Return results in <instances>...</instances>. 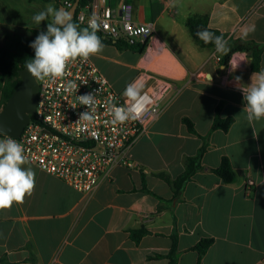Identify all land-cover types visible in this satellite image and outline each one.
I'll return each mask as SVG.
<instances>
[{
    "label": "crops",
    "instance_id": "1",
    "mask_svg": "<svg viewBox=\"0 0 264 264\" xmlns=\"http://www.w3.org/2000/svg\"><path fill=\"white\" fill-rule=\"evenodd\" d=\"M66 2L74 5L76 0H0V28L43 30L47 22L37 25L33 16L49 5L69 10ZM107 2L116 16L130 3L136 22L155 25L163 47L156 57L162 56L168 66L152 68L154 60L146 62L138 50L108 43L102 53L90 57L92 63L104 76L105 70L113 71L112 64L129 68L131 77L121 90L145 72L171 79L174 90L163 102L159 119L130 151L134 167H116L112 180L101 183L92 196L33 164L24 165L35 173V190L23 203L0 209V258L9 264H169L165 256L176 234L178 264H198L199 255L191 249L206 238L214 242L201 264H264V119L249 124L235 80L239 76L240 83L251 82V58L236 53V59L247 57L248 62L230 72V64L212 58L215 48H201L186 27L189 16L207 15L210 27L226 36L228 49L238 40L264 45V0ZM245 30L248 35L241 38ZM218 106L223 119L233 120L232 126L228 132L211 133L203 169L177 202L171 187L156 174L177 178L184 172V158L196 155L202 140L182 119L189 118L196 132L207 136ZM223 157L236 175L232 184L210 171ZM249 179L252 188L246 186ZM142 228L149 234L136 243L131 231Z\"/></svg>",
    "mask_w": 264,
    "mask_h": 264
},
{
    "label": "built area",
    "instance_id": "2",
    "mask_svg": "<svg viewBox=\"0 0 264 264\" xmlns=\"http://www.w3.org/2000/svg\"><path fill=\"white\" fill-rule=\"evenodd\" d=\"M65 5L71 8L73 3ZM74 19L80 28L95 20L99 25L97 35L105 41L143 47L146 62L153 61L163 49L157 41L155 25L136 22L130 3L116 16L107 0H92L78 7ZM212 58L222 63L223 57L216 50ZM245 64L246 61H241L239 66ZM69 81L79 85L76 92L64 90ZM38 83L35 114L22 134L14 139L23 145L30 164L86 196H92L101 183L111 181L116 167H134L130 151L159 119L163 102L174 90L171 79L145 72L133 83L138 86L149 83V87H141L139 97L130 101L113 88L90 58L86 62L80 59L70 62L63 79L38 80ZM86 93L96 96L92 124L77 123L79 114L87 110L79 104L77 96ZM110 103L132 107L135 118L112 124ZM8 137L0 134V139ZM246 186L252 188L254 182L249 179Z\"/></svg>",
    "mask_w": 264,
    "mask_h": 264
},
{
    "label": "clouds",
    "instance_id": "3",
    "mask_svg": "<svg viewBox=\"0 0 264 264\" xmlns=\"http://www.w3.org/2000/svg\"><path fill=\"white\" fill-rule=\"evenodd\" d=\"M33 20L37 25L47 22L46 30L41 31L29 45L34 50V58L25 65L27 72L36 80L50 79L54 82L63 79L70 62L77 59L86 62L91 56L99 55L104 50L105 45L97 35L99 25L95 20L88 27L80 28L73 22L71 12L63 8L56 9L52 5L34 15ZM248 31L245 30L241 38H246ZM196 36L206 44L213 43L217 53L228 55L230 50L223 36H216L207 29L197 30ZM235 55L229 60L230 72L237 70L241 61H246L242 57L237 60ZM235 80L245 101L243 110L249 124L264 119V70L255 71L247 85L240 83L239 76ZM78 87L75 82L69 81L64 90L76 92ZM141 87L138 83L129 84L124 96L135 101L140 95ZM77 99L87 109L79 114L77 123L92 124L95 120V94L86 93L77 96ZM109 113L112 124H122L135 118L133 109L129 106L110 103ZM29 163L23 145L10 136L0 139V209H9L14 203H23L25 197L34 192L35 173L31 167H24Z\"/></svg>",
    "mask_w": 264,
    "mask_h": 264
},
{
    "label": "trees",
    "instance_id": "4",
    "mask_svg": "<svg viewBox=\"0 0 264 264\" xmlns=\"http://www.w3.org/2000/svg\"><path fill=\"white\" fill-rule=\"evenodd\" d=\"M33 1V0H30ZM50 1V0H43ZM92 0H80V7H84L86 4ZM74 23L75 19L73 20ZM186 27L188 28L190 34L195 39L196 43L201 48L214 49L215 45L213 43H204L196 36L197 30L207 29L216 36H223L224 40L226 36L218 30H215L209 25V17L207 15H191L186 20ZM46 30H30L31 36L23 35L21 33H4L6 37L5 44L0 46V110L6 104L7 100L10 98L14 90L20 85L21 80L19 77V70L24 68L26 63L29 62L31 58H34V50L29 46L32 41L35 40L36 36L41 32ZM103 43L114 44L118 48H131L138 50L140 54H143L144 48L129 47L124 42H109L101 39ZM228 55H224L222 59V64L227 66L231 56L236 53H246L251 58V70L260 71V63L262 53L264 52V45L257 44L251 41L238 40L232 43L229 49ZM221 106H218L215 111V118L213 121L210 133L207 136L199 135L194 127V123L187 117L182 119L183 124L187 127V130L202 140V145L198 150L197 154L194 156H186L184 158V172L177 178H172L167 173L161 172L156 174V176L163 181H165L172 189L174 193V200L177 202L182 200L184 189L186 185L193 179L194 175L203 169L202 158L207 151L210 144V135L216 130H222L228 132L232 126L233 120L230 118L223 119L220 115ZM212 173L217 175L224 183L232 184L235 182V173L232 169L231 163L227 157H223L220 166L217 169L210 170ZM145 180V175L143 174V181ZM144 190L148 192V189L144 182ZM149 234L144 228L139 230L131 231V238L134 242L139 243L140 240ZM173 244L170 252L165 256L169 260V264H178V245L176 234L172 237ZM213 239L206 238L199 241V243L193 247L191 250L196 251L199 255L198 264H201V260L207 253L209 248L213 244ZM0 263L9 264L4 258H0Z\"/></svg>",
    "mask_w": 264,
    "mask_h": 264
},
{
    "label": "water",
    "instance_id": "5",
    "mask_svg": "<svg viewBox=\"0 0 264 264\" xmlns=\"http://www.w3.org/2000/svg\"><path fill=\"white\" fill-rule=\"evenodd\" d=\"M79 6L80 0H76L69 10L64 6H60V9L71 12L74 20ZM18 74L21 83L0 110V134L13 138H18L22 134L35 114L39 91L38 80L31 77L25 67L20 69Z\"/></svg>",
    "mask_w": 264,
    "mask_h": 264
},
{
    "label": "rangeland",
    "instance_id": "6",
    "mask_svg": "<svg viewBox=\"0 0 264 264\" xmlns=\"http://www.w3.org/2000/svg\"><path fill=\"white\" fill-rule=\"evenodd\" d=\"M7 32L21 33L23 35H28V36L32 35L29 29L0 28V46H3L5 44L6 37L4 36L5 35L4 33ZM156 64H163L168 66V62L162 56L155 57L153 64L150 67L154 68L153 65ZM112 67H113V71L105 70L104 74L106 78L109 80L110 84H112L114 89H116L119 92H124L123 90L125 88L123 90H121V88L125 86L124 83L131 77L132 72L129 68H125L123 65L112 64ZM112 67H110V69Z\"/></svg>",
    "mask_w": 264,
    "mask_h": 264
}]
</instances>
